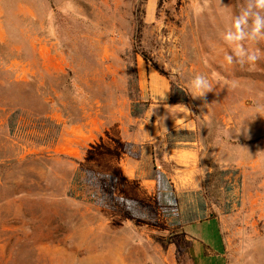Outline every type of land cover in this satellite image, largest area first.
Returning <instances> with one entry per match:
<instances>
[{
    "label": "rangeland",
    "instance_id": "rangeland-1",
    "mask_svg": "<svg viewBox=\"0 0 264 264\" xmlns=\"http://www.w3.org/2000/svg\"><path fill=\"white\" fill-rule=\"evenodd\" d=\"M250 54L261 58L239 63ZM197 75L211 91L199 94ZM172 89L186 102H173ZM154 127L193 128L211 174L224 165L239 175L222 225L228 264H264L258 0H0V264H192L177 223L200 201L214 215L217 187L206 179L204 201L178 192L181 166L158 154L155 199L148 183L140 190L125 179L141 150L127 141ZM175 147L182 157L185 146ZM83 170L115 178L116 196L119 179L137 192L147 219H129L106 199L96 204ZM168 199L173 207L158 205ZM196 227L210 236L216 222Z\"/></svg>",
    "mask_w": 264,
    "mask_h": 264
},
{
    "label": "crops",
    "instance_id": "crops-1",
    "mask_svg": "<svg viewBox=\"0 0 264 264\" xmlns=\"http://www.w3.org/2000/svg\"><path fill=\"white\" fill-rule=\"evenodd\" d=\"M145 74L149 80L158 82L159 78L150 70H144L140 68V76L144 77ZM168 96L170 93L167 94ZM188 132L191 136L189 139H181L175 143L172 140V136L175 132ZM192 132H195L193 128L185 127H173V128H146L139 131V136L142 138H130L127 142L129 144H140V152L137 161H127L133 164L124 170L125 179L133 181L136 186L146 185L147 193L157 196V190L152 187L156 184L151 174L154 170L153 160L158 154L165 160H172L174 164L180 165L182 173L175 176V181L181 184L180 189L176 188L182 193H187L188 197L199 198L204 201V197H207V189L205 183L207 178L212 181L217 187V196L215 203L210 204L214 208V215L208 213L207 209H204L206 203L200 201L197 207L191 208L188 206L186 211L182 213V219L177 223L179 230L186 237L190 245L188 246V255L192 264H228V246L224 236L223 223L226 217H228V211H230V197L238 196V189L236 187L227 188L223 190L222 186L225 182L231 183L235 181L238 183L239 175L235 172L229 171L230 168L220 165L216 174H211V168L206 167L200 157V146L198 140L193 136ZM132 136V135H129ZM137 136V134H136ZM185 146L182 153L184 155H174L177 152L175 146ZM163 150V151H162ZM159 151V152H158ZM161 151V153H160ZM135 163V164H134ZM175 167V166H174ZM231 170V169H230ZM240 174V173H239ZM122 178V176H119ZM124 178V177H123ZM118 196L129 200L140 199L137 196V192L130 193L124 188H121L119 179ZM172 188V187H171ZM174 188V187H173ZM233 188V191L230 189ZM226 189V188H225ZM142 190V188L140 189ZM160 192V190H159ZM166 194H174L172 189L169 191H162ZM141 193V192H140ZM202 197V198H201ZM142 198V197H141ZM227 198V199H225ZM234 208V207H233ZM215 221L216 227L212 235L207 236L201 230L197 229V225L208 221Z\"/></svg>",
    "mask_w": 264,
    "mask_h": 264
},
{
    "label": "trees",
    "instance_id": "trees-1",
    "mask_svg": "<svg viewBox=\"0 0 264 264\" xmlns=\"http://www.w3.org/2000/svg\"><path fill=\"white\" fill-rule=\"evenodd\" d=\"M134 53V52H133ZM134 53V61H135ZM131 83L133 85L137 84V73L133 72V78ZM171 100L175 103H183L186 102V98L182 91H174L171 90ZM141 111L133 112V116H139ZM83 181L82 184L90 187H95L97 192L92 193V198L96 204H101L103 199H106L109 203L112 204L113 209H120L125 217L129 219H137V220H146L147 217L142 215L143 211L141 210L140 204L134 200H129L123 197L116 196L114 194V190L116 187V179L111 178L110 176H98L92 172L83 170ZM80 177H77L79 180ZM161 188L164 191H169V187L167 185H163ZM158 205L168 210L169 208L174 206V201L172 199H168L167 201H158Z\"/></svg>",
    "mask_w": 264,
    "mask_h": 264
},
{
    "label": "clouds",
    "instance_id": "clouds-1",
    "mask_svg": "<svg viewBox=\"0 0 264 264\" xmlns=\"http://www.w3.org/2000/svg\"><path fill=\"white\" fill-rule=\"evenodd\" d=\"M258 4L260 7H264V0H258ZM261 58L260 54H250L248 55L245 61L239 62L240 64L249 63L254 64ZM226 60L228 63H233V57L228 55L226 56ZM195 84L197 85V90L199 91L200 95H204L205 92L211 91V84L207 81L204 76L197 75L195 77Z\"/></svg>",
    "mask_w": 264,
    "mask_h": 264
},
{
    "label": "built area",
    "instance_id": "built-area-1",
    "mask_svg": "<svg viewBox=\"0 0 264 264\" xmlns=\"http://www.w3.org/2000/svg\"><path fill=\"white\" fill-rule=\"evenodd\" d=\"M234 183L236 184V186H237V189H238V196H239V185H238V183H239V180H238V183L237 182H235V181H232L231 182V185L233 184V186L232 187H236L235 185H234ZM229 184V183H228ZM226 190V192H228V190L227 189H225ZM230 191H231V189H230ZM238 196L236 197V198H238ZM231 199V198H230Z\"/></svg>",
    "mask_w": 264,
    "mask_h": 264
}]
</instances>
